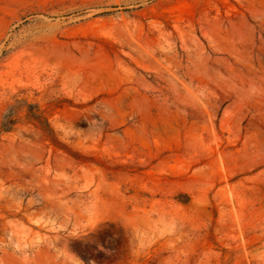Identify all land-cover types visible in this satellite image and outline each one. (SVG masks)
<instances>
[{"label":"rangeland","instance_id":"rangeland-1","mask_svg":"<svg viewBox=\"0 0 264 264\" xmlns=\"http://www.w3.org/2000/svg\"><path fill=\"white\" fill-rule=\"evenodd\" d=\"M0 264H264V0H0Z\"/></svg>","mask_w":264,"mask_h":264},{"label":"trees","instance_id":"trees-1","mask_svg":"<svg viewBox=\"0 0 264 264\" xmlns=\"http://www.w3.org/2000/svg\"><path fill=\"white\" fill-rule=\"evenodd\" d=\"M25 112V116L29 120L39 124V126L46 132L47 136L56 144L58 140L54 134V130L48 118L44 115L40 106L37 103L29 102L27 99L17 98L14 103L9 104L5 110L2 120L0 122V135L3 132L11 131L18 124L20 118Z\"/></svg>","mask_w":264,"mask_h":264}]
</instances>
